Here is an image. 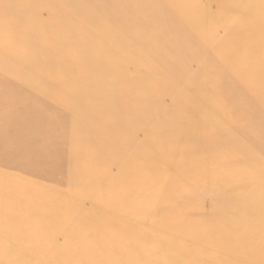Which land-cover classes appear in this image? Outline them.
Here are the masks:
<instances>
[{
    "label": "bare ground",
    "instance_id": "1",
    "mask_svg": "<svg viewBox=\"0 0 264 264\" xmlns=\"http://www.w3.org/2000/svg\"><path fill=\"white\" fill-rule=\"evenodd\" d=\"M5 1L10 0H0V5ZM112 5L107 0H36L35 8L24 7L22 14L34 16L37 11L46 10L47 23L38 29L16 28L10 38L0 34V166L7 165L0 181V211H15L6 205L15 203L21 185L5 173H28L24 166L27 162L32 164L27 153L33 150H38L39 163L42 158H51L52 150L44 147L39 135L45 138L58 131L63 134L57 137L66 151L61 150L57 156L64 165L57 169L58 159H54L55 168L30 167L34 171L28 176L46 178L43 182L49 185H56L53 179L59 176L60 183L61 179L67 180L60 186L67 187L69 196L77 194V200L90 197L94 206L91 211H100L93 214L97 228L107 217L111 219L108 222L115 220L128 233L122 239L110 232L112 245L135 244L136 251L126 259L129 264L134 261L133 254L138 260L151 259L159 264H264V171L252 172L254 163L264 166V96L261 99L253 94V90L259 93V88L246 84V69L229 61L228 50L215 55L219 63L212 66L201 57L195 75L182 65L183 70L167 75L161 69L148 67L151 84L135 94L132 89L137 80L133 81L124 69L118 70L126 62L119 56L123 48L112 50L107 44L122 31L106 20L112 15H102L104 8L110 10ZM248 8L264 13V0H254ZM88 11L93 12L88 20L78 19ZM15 12H4L0 6V31L17 24L9 17ZM119 13L122 19L124 12ZM258 18L253 21L254 40L260 39L264 28V15ZM88 23L95 28L103 25L104 31L88 32L84 29ZM47 26L51 29L45 35ZM78 29L85 33L77 36L66 32L76 33ZM36 36L43 41L27 42ZM205 49H194L195 53L184 50L188 55H200ZM77 53L82 57L77 58ZM155 61L151 59L148 64L152 67ZM162 61L163 67L175 64L173 60ZM223 64L231 68L222 67ZM63 70L70 75H64ZM156 83L164 84L160 93ZM165 94L171 97L169 106L161 101ZM153 102L158 105L152 106ZM33 116L43 120L31 121ZM208 121L217 124L216 128L210 127ZM252 124L257 125L255 129L245 128ZM137 129L145 131L144 140L135 138ZM217 131L226 134L217 138ZM231 131L245 137L247 145L241 156L245 158L229 150ZM220 137L226 142L222 141L213 153H206L213 141L220 143ZM188 141L194 144L186 147L184 143ZM95 147L100 148L98 153L93 151ZM23 150L21 154L19 151ZM97 159L104 160V164L94 165ZM111 161L128 179H111ZM218 163H225L231 175L235 171L237 176L230 178L226 172L216 171ZM80 167L85 170L74 173ZM241 169L249 172L241 173ZM35 170L43 175L38 176ZM89 181L95 185L104 182L105 186L89 189L84 185ZM196 190L214 192L216 199L210 211H200ZM59 191L56 193L61 195ZM37 192H32L28 208L20 211L72 210L66 200L55 205L40 204ZM79 204L75 205L77 217L83 211ZM103 211H111V215L106 216ZM144 227H151L156 232L151 233L153 239L162 241L158 250L138 242ZM86 254L87 258L110 257L111 262L118 259L117 252L106 256L96 248L89 253L82 250L77 257L85 258Z\"/></svg>",
    "mask_w": 264,
    "mask_h": 264
},
{
    "label": "rangeland",
    "instance_id": "2",
    "mask_svg": "<svg viewBox=\"0 0 264 264\" xmlns=\"http://www.w3.org/2000/svg\"><path fill=\"white\" fill-rule=\"evenodd\" d=\"M253 1L254 0H107V2L113 3V5L110 10L105 7L104 11H102V15H112L111 18H107L106 20L111 21L113 26H117L122 30L117 33V39L108 41L107 44L109 49L112 50L123 48V52H120L119 56H122L126 62L121 63V65L118 66V70L124 69L126 71L125 74L127 73L129 76H133V81H135V79L137 80V82H134L137 84L133 85L132 89L135 94H138L141 89H147L151 84L150 78L147 79L148 67H150V69H155V71L161 69V73L167 75L174 74L177 72L176 70H183L181 68L182 65L183 68L190 70L189 74L195 75V72L199 69L201 57H203V59L207 58L208 66H212L215 63H219L215 61V55L222 54L228 50L227 56L229 57V61L241 64V66L246 69V84L259 88V93H255L253 90V94H258V97L262 99V96H264V87H261L264 86V28H261L259 40L251 39V36L254 34L255 30L253 21L259 19V15H264V13H260L258 9L248 8V5L252 4ZM34 2H36V0H10L0 5L1 10L4 12L16 11L14 16L9 17L12 22L17 23L11 26L9 30L0 31L1 36L10 38L14 36V31H17V29L21 27L33 26L35 29H38L48 22L49 14L46 10L37 11L34 16L28 13H25L26 15L22 14L24 7L35 8ZM121 11L124 12L122 19L119 18V12ZM91 13L93 12L88 11L78 16V19L83 21L88 20V18L93 15H91ZM261 26L264 27V21ZM169 27L172 30H169ZM49 29L51 28L47 26L44 28L43 33H45V35L49 34ZM84 29L88 32L99 31V33H102L104 31V26L101 25L95 28L88 23ZM160 29L161 31H159ZM66 32L76 35L85 33L84 30L80 31L79 29L76 33L70 30ZM173 32L175 33L173 34ZM181 34L184 37H182ZM186 34L187 38H185ZM172 36L173 38H171ZM155 37L157 39H155ZM242 37L245 38L243 42L241 41ZM41 41H43V39L37 36L35 39L27 40L30 44H36ZM122 42L123 46L121 45ZM198 48L205 49L206 52L200 54L201 56L199 54L191 55L190 53L188 55L184 50L190 49L195 53L194 49ZM183 52H185V55L182 54ZM79 56L82 57L81 53H77V58ZM151 59L156 60L152 67L148 64ZM162 60H173L175 64L170 63L163 67L164 65L161 64L163 62ZM226 66L231 68L229 65L225 64H223L222 67ZM62 73L64 75L69 74L68 71L65 73L64 70ZM243 73L245 74V72ZM140 78H142V80L139 81L138 79ZM155 87L159 90L158 93L162 91V88H165L163 83H156ZM156 88H154V90ZM249 95H252V93H249ZM161 101L166 106L172 103L171 97L167 94L161 96ZM261 102L264 103V100ZM152 104V106L158 105L155 102ZM221 113L222 112H219L220 115ZM30 120L39 122L43 119L41 117L38 118V116H33ZM214 125L217 124H213V121H211V123L209 122L210 127L213 126L216 128ZM256 126L257 125L252 124L251 126H245V128L252 130L255 129ZM39 130L40 129H38L37 132ZM222 132L223 131H217L215 133L216 137H223V134L226 133ZM231 133L233 139L227 142L229 150H234V155L241 157L244 154L243 152H245L244 147L247 145V141L238 131H231ZM134 135L135 138L144 140L146 134L144 130L137 129ZM41 136L42 139H39L41 140L40 142L46 149L50 148L52 150L51 158H42L39 163L37 162L38 160H36V152L38 150H33L27 153L28 158L32 160V164L30 163L29 165V162H27L24 166L25 169H29L28 173H5V176L15 181L18 180V183L22 186L19 185L17 191L18 199L15 201V205H6L10 206V209L15 211H0V264H129L126 259L131 252L136 251L135 244H124L119 242L115 243L114 246L112 245L110 232H112L115 237L121 236L122 239L128 233L126 230H121L115 220L112 223L108 222L111 220L110 216L108 217L110 220H108L107 217H103L104 222H100L97 228L96 225L98 222L93 219V214L100 211H91L94 206L90 197H83V199L79 198L78 200L80 201H78L77 194H71V196H69L65 190L67 187L64 186L62 188L60 186L66 183L67 180L63 179L62 181L61 179L60 183L59 176H55L53 179L56 185H49L50 183L43 182L46 178L41 179L42 177L36 178L28 176L30 172L34 171L30 167L34 168L41 165L44 167L46 165V168L44 167L45 170L49 168V166L52 167V169L55 168L53 165V163H55V161L53 162L54 159H58V162L56 161L57 169H60L64 165L63 160L57 156L58 153H61V150L62 152L66 151L61 140H58L63 134L56 131L54 135L46 136L45 138L43 134L39 135V137ZM222 141L224 140H221V137L219 144L218 141H213L214 143L212 142L211 146L209 145L210 147L205 152L213 153V150L217 149ZM224 142H226V140ZM193 144L194 143L191 141L184 143L186 147ZM92 149L98 153L100 148L95 147ZM19 152L22 154L24 150ZM53 154H56V156L52 159ZM200 159L202 160L203 158ZM210 162L211 161H209V163ZM93 164L102 166L104 160L97 159ZM245 164L246 167H251L249 162ZM217 165L219 169L216 171L219 173L226 172L230 178L235 177L234 174L237 176V172L235 173V171H233L234 174L232 173L231 175L230 167L225 163L222 165L218 163ZM5 166L7 165L0 166V181L3 180L2 175L4 173L2 172L4 171H2V169H5L3 168ZM214 166L216 165L214 164ZM253 166V171L251 168L253 173H257L259 170L264 171V166L259 163H254ZM118 168L119 165L115 162H109L108 169L112 180L114 178H125L126 173L121 174ZM84 170L83 167H80L75 169L74 173L78 174ZM244 172H249V169H241V173ZM35 173L38 176L43 175V172L38 173L37 170H35ZM126 179L128 178H125V180ZM103 184L104 182L95 185V183L91 184V181H89V183H84L89 189H95L96 186L97 188H103L102 186H105ZM59 189L64 191H59ZM185 190L186 189H182V192ZM33 191H39L37 193L40 194V196L37 200L40 204L46 205L54 203L53 205H55V203L59 204L62 203L63 200H66L65 202L69 203L72 210L51 211V213L47 211H20L28 208V204L32 200ZM57 191H59L61 195H58L56 193ZM53 194H56V196ZM66 194L67 196L64 197L63 195ZM195 195L196 197L198 196L199 201H201L200 211L202 213L210 211L212 203L214 199H216L214 198V192H199V190H196ZM78 203H80L79 206L83 210L79 212V217H77L78 211L76 208ZM103 212H106V216L111 215V213H108L111 211ZM105 226L108 228L107 231ZM142 230L144 234L142 233L143 235H141V239L138 240V242L144 246H146V244L150 245L153 247L154 251L158 250L162 241L153 239L151 236V233L154 234L156 232H154L151 227H144ZM93 248H96L97 251H101L103 255L106 256H109L113 252H117L118 259L111 262L110 257L104 259L105 257L96 258L92 255L87 258L88 254H86L85 258L77 257L80 251L85 250V252L89 253ZM133 258L134 261L132 264H136L135 261H137L138 264H159L155 261L152 262L151 259L138 260L137 254H133ZM167 264H173V261Z\"/></svg>",
    "mask_w": 264,
    "mask_h": 264
}]
</instances>
